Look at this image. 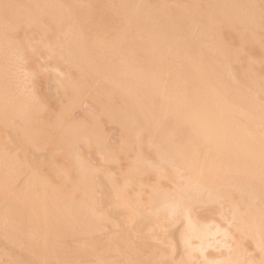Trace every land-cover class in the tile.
<instances>
[{"label": "bare ground", "instance_id": "1", "mask_svg": "<svg viewBox=\"0 0 264 264\" xmlns=\"http://www.w3.org/2000/svg\"><path fill=\"white\" fill-rule=\"evenodd\" d=\"M1 127L0 264H264V0H0Z\"/></svg>", "mask_w": 264, "mask_h": 264}, {"label": "rangeland", "instance_id": "2", "mask_svg": "<svg viewBox=\"0 0 264 264\" xmlns=\"http://www.w3.org/2000/svg\"><path fill=\"white\" fill-rule=\"evenodd\" d=\"M50 97H51V95H49V98H50ZM51 98H52V97H51ZM51 98H50V99H51ZM50 99H49V100H50ZM45 108H46V109H49V107L47 108V106H46ZM46 109H44V112H46V111H45ZM46 113H47V112H46ZM46 113L43 114V111H42V114H43V115H46ZM48 114H49V113H48ZM48 114H47V115H48ZM65 114H66V113H65ZM66 115H68V114H66ZM45 117H46V116H45ZM102 117H104V116L102 115ZM105 117H106V116H105ZM105 117H104V118H105ZM104 118L102 119V121H103V123L105 122V123H104L105 126H106L107 124H110V122H109V123L107 122V121H108V118H105V119H107L106 121H105ZM106 123H107V124H106ZM115 125H116V123H114V125L111 124V127H115ZM117 125H118V124H117ZM117 125H116V126H117ZM2 126L4 127V125H2ZM118 126H119V125H118ZM118 126H117V127H118ZM3 127H1V130H0V132H2V136H1L0 138H2L3 140H5V137H4L3 135L6 134L7 137L9 136V138H7V139H9V141H11V143H12L13 139L15 138V137H14L15 134L13 133V134L11 135V134L5 133V132H4V129H5V128H3ZM10 133H12V132H11V129H10ZM11 136L14 137V138L11 139V138H10ZM7 139H6V140H7ZM6 140H5V141H6ZM9 141H7L5 144L9 143ZM15 141H16V139H15ZM15 141H13V142H15ZM17 141H18V140H17ZM23 141H24V139L22 140V142H23ZM23 143H27V142H23ZM38 143H39V142H38ZM18 144H19V143H17V145H16V143H15V144L12 145V144L9 143L8 146H10L11 149H12V147L14 146L13 148L17 150V148H19V145H18ZM6 146H7V145H6ZM16 146H18V147L16 148ZM20 146H21V145H20ZM22 146H28V147H26V148H28L29 151H30V146H31V144H30V146H29V144H28V145H27V144H26V145H25V144H22ZM32 146H33V147H32ZM32 146H31V148H34V150H35L36 148L34 147V145H32ZM50 146H51V145H49V147H50ZM108 146H109V145H108ZM36 147H37V146H36ZM49 147H48V148H49ZM53 147H54V146H53ZM53 147L51 146V149H52ZM106 147H107V145H106ZM26 148H25V149H26ZM107 148H109V147H107ZM19 149H20V148H19ZM21 149H22V147H21ZM21 149H20V150H17L18 153H20V151H21V153H22V154H25V155L28 157V159H29V155H30V154H31V157H34V156H32V152H33L32 149H31L32 152H30V153H29L28 151H24V150H25L24 147H23V151H22ZM49 149H50V148H49ZM23 152H24V153H23ZM35 152H36V151H35ZM37 152H39V155H40V152H43V151L41 150V151H37ZM119 153L121 154V151L118 152V154H117V155H118V157H117L118 159H119V157L121 158V156L124 155V154L119 155ZM28 154H29V155H28ZM115 155H116V154H115ZM115 155L112 156V160H114V158H115L114 156H115ZM55 156H56V157H55ZM55 156H54V158L57 159V156H59V155L57 154V155H55ZM31 157H30V158H31ZM35 157H36V158H35L34 161H32V162L30 161V162H31V165L34 166L35 161H36V164H37V165L35 164L36 167H38L41 171L44 172L45 169H43V168H46V166L43 165V162H42V164H41V162H40V163H37V162L40 161V157H39V156H35ZM98 157H99V156H98ZM98 157H97V158H98ZM122 158H123V157H122ZM58 159H60V158H58ZM30 160H31V159H30ZM61 160L63 161L62 158H61ZM122 160H123V159H121V160H116V158H115L114 161H107V163L105 162V164H106V165L108 164L107 166L110 167V168L112 169V171H110L111 173L114 172V171L117 172L115 168L118 169V167L120 166ZM116 161H118V162H116ZM120 161H121V162H120ZM33 162H34V164H32ZM65 162H66V161H65ZM112 162H115V164L112 163ZM119 162H120V164H119ZM124 162H125V161H123L122 163H124ZM69 163H70V161H69ZM69 163L67 162V165H69ZM111 163L114 164V165H116V166L111 165ZM38 164H39V166L41 165V168L38 166ZM118 164H119V165H118ZM42 165L45 166V167H42ZM34 167H35V166H34ZM44 173H46V171H45ZM46 174H47V175L49 174V176L51 175L52 178L54 177V173H53V171H51V172L48 171ZM114 174H116V173H114ZM117 174H118V173H117ZM117 174H116V175H117ZM118 175H119V174H118ZM118 175H117V176H118ZM51 176H50V177H51ZM117 176H116V177H117ZM118 177H119V176H118ZM54 179L56 180L57 177H55Z\"/></svg>", "mask_w": 264, "mask_h": 264}]
</instances>
